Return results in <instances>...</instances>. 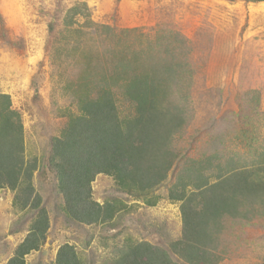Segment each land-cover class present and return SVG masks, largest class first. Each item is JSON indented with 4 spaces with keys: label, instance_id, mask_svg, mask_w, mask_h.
<instances>
[{
    "label": "rangeland",
    "instance_id": "rangeland-1",
    "mask_svg": "<svg viewBox=\"0 0 264 264\" xmlns=\"http://www.w3.org/2000/svg\"><path fill=\"white\" fill-rule=\"evenodd\" d=\"M75 5L84 13L78 27L86 20L107 26L116 36L125 31L123 39L133 43L137 39L135 47L148 42L175 48L186 75H191L184 87L190 120L175 144L181 155L198 159L215 149L225 157L245 154V144L234 140L244 130L256 138L255 146L264 145V120L246 126L249 123L243 119V115L251 118L245 106L251 100V95L245 96L249 92L259 95L257 111L264 113V2L0 0V93L10 96L12 108L21 115L25 157L37 161L33 186L49 218L45 242L26 256V264H54L64 244L74 247L82 264H110L116 250L128 241L168 250L182 231L179 204L166 199L178 168L154 191L160 200L153 207L120 192L110 177L98 175L92 183L93 200L100 204L119 200L125 205L110 224L82 226L67 222L61 213L54 175L44 166L50 139L59 135L65 113L76 112L62 86L77 74L73 62L80 51L74 58L62 55L58 69L50 44L60 38L62 19ZM118 107L123 115L131 111L120 100ZM12 199L8 190L0 192V264L13 255L32 216L16 214ZM261 211L253 212L250 219L222 221L215 242L222 258L219 264H264V208Z\"/></svg>",
    "mask_w": 264,
    "mask_h": 264
},
{
    "label": "trees",
    "instance_id": "trees-1",
    "mask_svg": "<svg viewBox=\"0 0 264 264\" xmlns=\"http://www.w3.org/2000/svg\"><path fill=\"white\" fill-rule=\"evenodd\" d=\"M79 7L66 11L60 38L50 44L58 69L62 55L74 58L80 51L73 62L77 74L62 86L76 112L65 113L59 135L50 139L44 166L54 175L64 219L82 226L104 225L123 211L125 205L119 200L103 204L93 200L92 183L98 175L110 177L120 192L153 207L160 200L154 191L178 168L166 199L179 204L180 238L169 243L168 250L128 241L116 250L110 264H219L222 258L215 242L222 221L250 219L258 210L262 214L264 145L255 146L256 138L244 130L234 140L245 144V154L225 157L215 149L198 159L181 155L175 144L190 120L184 87L191 75H186L175 48L148 42L135 47L137 39L124 40L125 31L116 36L107 26L86 20L78 27L84 16ZM245 96L251 97L245 106L253 121L245 115L243 119L249 123L246 126H253L264 120V113L262 117L257 111L258 94ZM119 100L130 106L128 114L119 110ZM37 170L36 159L25 157L21 115L12 108L10 96L0 93V192L13 194L16 214L32 215L25 237L5 264H26V256L45 242L49 218L33 186ZM54 264L82 261L73 246L64 244Z\"/></svg>",
    "mask_w": 264,
    "mask_h": 264
}]
</instances>
